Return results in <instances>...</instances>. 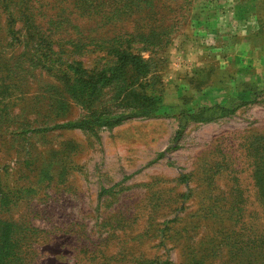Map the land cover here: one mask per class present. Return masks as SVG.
<instances>
[{"label":"rangeland","instance_id":"obj_1","mask_svg":"<svg viewBox=\"0 0 264 264\" xmlns=\"http://www.w3.org/2000/svg\"><path fill=\"white\" fill-rule=\"evenodd\" d=\"M263 14L0 0V229L23 264H264Z\"/></svg>","mask_w":264,"mask_h":264},{"label":"trees","instance_id":"obj_2","mask_svg":"<svg viewBox=\"0 0 264 264\" xmlns=\"http://www.w3.org/2000/svg\"><path fill=\"white\" fill-rule=\"evenodd\" d=\"M21 16H23L21 19L23 29L21 30L22 33H19L22 36L23 33L25 34L23 41L24 45H50L51 47L49 48L44 47V50L46 51L43 54L44 56H46V58H50L51 54L54 53V46L62 44H59L58 41L55 40L54 35H52L51 33H44L42 30L35 29L34 20L31 15H28L26 12H22ZM13 34L14 36L16 35L15 32H13ZM133 59L137 60L135 58ZM47 62L51 64L49 65L50 68L57 67L55 60L51 59ZM137 63L143 64V61L138 60ZM42 64L45 65L46 62ZM117 122H120V120H117L116 123ZM11 228L12 227L10 226L9 229V225H3L0 229V264H23V262H25V257H23L24 244L19 238L14 237Z\"/></svg>","mask_w":264,"mask_h":264},{"label":"crops","instance_id":"obj_3","mask_svg":"<svg viewBox=\"0 0 264 264\" xmlns=\"http://www.w3.org/2000/svg\"><path fill=\"white\" fill-rule=\"evenodd\" d=\"M257 17L260 18L258 15H257ZM257 17H255V18H257ZM262 18H264V14H263ZM255 22H257V19H255ZM252 31H254L252 26H248V27L247 26H243V31L242 32H244V35H247V34L251 35ZM242 32L236 33V35L237 34H239V35H238V37H235L234 40H236V39H239V40L236 43H233V44L230 43V45H242L243 44V42H244L243 39L244 38L241 37V33ZM262 39L264 40V38H262ZM245 40H247V41H246V44H244V45H264V41L262 40V42H261L260 40L256 39V36H254V37L252 36L251 38H247Z\"/></svg>","mask_w":264,"mask_h":264}]
</instances>
